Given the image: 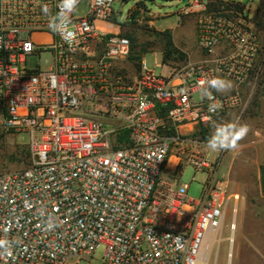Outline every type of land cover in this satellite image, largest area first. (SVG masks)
I'll use <instances>...</instances> for the list:
<instances>
[{
	"label": "built area",
	"instance_id": "obj_1",
	"mask_svg": "<svg viewBox=\"0 0 264 264\" xmlns=\"http://www.w3.org/2000/svg\"><path fill=\"white\" fill-rule=\"evenodd\" d=\"M60 2L0 0V132L25 134L30 154L25 167L0 172V239L11 242L0 264L78 263L100 248L104 264H198L205 238L237 213L200 132L250 101L238 87L264 60L251 20L193 0L183 11L196 14L206 57L162 76L143 60L124 66L132 44L115 0H80L64 29L73 37L49 27ZM214 77L237 90L202 97ZM186 166L205 175L198 199L179 183Z\"/></svg>",
	"mask_w": 264,
	"mask_h": 264
},
{
	"label": "rangeland",
	"instance_id": "obj_2",
	"mask_svg": "<svg viewBox=\"0 0 264 264\" xmlns=\"http://www.w3.org/2000/svg\"><path fill=\"white\" fill-rule=\"evenodd\" d=\"M192 1L115 0L112 8L118 15V23L123 25L121 33L129 34L133 38L130 60L135 67L143 60L157 75H165L167 68L162 64L179 69L188 63L198 64L206 57V52L199 46L197 38L196 14L183 11L190 7ZM206 2L209 9H215L217 4L222 3L231 5L236 12L246 15L251 20L264 51V29L260 28L256 20V15L264 11L263 8L258 13L259 7L262 8L264 5V0H206ZM137 3L141 6H137ZM127 14L130 18L128 23H126ZM165 30L170 31L174 51L166 61H163L162 50L165 40L162 32ZM227 52L228 49L225 47L217 50L219 55H225ZM36 64V59L28 62L30 66ZM50 64L49 55L40 58L39 65L42 68ZM255 66L260 67L259 70L255 69L258 70L257 74L254 71L247 78V82L238 87L239 92L245 97L251 95L247 107L243 111L235 110L230 117L217 116L207 132H200L202 139L207 142L217 123L235 121L247 124L250 129L247 136L239 142L237 149L215 152L216 157L211 160L218 165L217 177L227 182L229 192L237 194L238 200L236 216L234 217L231 212L228 213L222 232L217 236L218 242L204 257L205 264H229L230 261V264H264V195L260 188V168L264 166V60L262 63L261 58H258ZM253 103L259 104V107L254 106ZM26 144L25 134L13 135L0 132V172L25 167L30 158ZM207 149L205 147L208 156L210 151ZM211 154L208 156L209 159L212 157ZM183 171L179 183L190 185L188 197L198 199L205 182V175L202 172L195 174L190 166H186ZM233 222L235 228L232 231L230 225ZM232 234L234 242L232 258H230L229 238ZM102 254L103 248H100L91 259L71 264H104Z\"/></svg>",
	"mask_w": 264,
	"mask_h": 264
},
{
	"label": "clouds",
	"instance_id": "obj_3",
	"mask_svg": "<svg viewBox=\"0 0 264 264\" xmlns=\"http://www.w3.org/2000/svg\"><path fill=\"white\" fill-rule=\"evenodd\" d=\"M80 0H61L59 4V13L55 16H49V27L54 31L61 32L68 37H73L74 33L64 32L66 25L69 22L70 15L76 10ZM46 15L49 14L47 5L43 7ZM205 81H201L204 84ZM208 88L202 89V97H210L209 89H214L217 92H226L232 89L233 84L230 80L220 77H214L206 81ZM220 105L210 106V110L219 108ZM249 126L247 124L238 123L235 121L217 123L214 125V131L207 140V148L212 152L231 151L239 147V142L243 140L248 132ZM49 227H52L50 224ZM0 250L4 254L11 255V242L5 239H0Z\"/></svg>",
	"mask_w": 264,
	"mask_h": 264
},
{
	"label": "trees",
	"instance_id": "obj_4",
	"mask_svg": "<svg viewBox=\"0 0 264 264\" xmlns=\"http://www.w3.org/2000/svg\"><path fill=\"white\" fill-rule=\"evenodd\" d=\"M137 6H141L140 3L136 4ZM264 8V5H262V8L259 7L258 13ZM257 24L260 26L261 29H264V11L259 15H256ZM126 36L130 39V41H133V38L131 35L126 34ZM162 37L165 40L164 48L162 50L163 52V61H166V58L169 57V55L174 51V46L172 42V37L169 30H165L162 32ZM254 106H257V103H253ZM205 131L203 130L202 133ZM28 164V161L26 162V165ZM25 165V166H26ZM260 188L261 192L264 195V166L260 168Z\"/></svg>",
	"mask_w": 264,
	"mask_h": 264
},
{
	"label": "crops",
	"instance_id": "obj_5",
	"mask_svg": "<svg viewBox=\"0 0 264 264\" xmlns=\"http://www.w3.org/2000/svg\"><path fill=\"white\" fill-rule=\"evenodd\" d=\"M132 60H128L127 62H125V64H124V66L128 69V70H131L132 71V69L131 68H133V67H135L134 66V63L133 62H131ZM162 66H165L166 68H167V73L164 75V74H162V76H167V75H169L170 73H171V71L173 70V67H171V66H169V65H164V64H162ZM231 81V80H230ZM232 82V81H231ZM232 84H233V87H232V89L231 90H229V91H226V92H217L219 95H229V94H231V93H233L234 91H236L237 90V88L235 87V85H234V83L232 82ZM244 98H245V95H242ZM262 103L260 104V108L262 109ZM256 107H259V104H257V106ZM235 110H237V111H239V109H231V110H228V111H226V112H224V113H222L221 115H223V116H227V117H230L233 113H234V111ZM207 150H209V149H207ZM210 151V153L209 154H211L212 155V157H211V159L210 160H212V159H215V152H212L211 150H209ZM209 154H208V156H209ZM173 159V158H172ZM171 159V162H170V165L172 166V164L171 163H174V160H172Z\"/></svg>",
	"mask_w": 264,
	"mask_h": 264
},
{
	"label": "bare ground",
	"instance_id": "obj_6",
	"mask_svg": "<svg viewBox=\"0 0 264 264\" xmlns=\"http://www.w3.org/2000/svg\"><path fill=\"white\" fill-rule=\"evenodd\" d=\"M218 242V238L214 234H209L204 241L203 248H202V259L199 260L198 264H205L204 257L209 253V251H212V248L214 244ZM213 244V245H212ZM211 248V249H210ZM231 263V261H230ZM229 263V264H230Z\"/></svg>",
	"mask_w": 264,
	"mask_h": 264
}]
</instances>
